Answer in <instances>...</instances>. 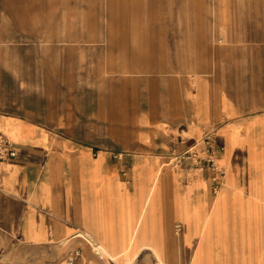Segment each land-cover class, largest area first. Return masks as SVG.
Returning a JSON list of instances; mask_svg holds the SVG:
<instances>
[{"label":"crops","instance_id":"crops-1","mask_svg":"<svg viewBox=\"0 0 264 264\" xmlns=\"http://www.w3.org/2000/svg\"><path fill=\"white\" fill-rule=\"evenodd\" d=\"M26 10L0 0V134L16 151L0 163V264L76 249L77 264H264V0H214V12L252 13L261 31L238 32L191 77L136 73L129 99L120 84L92 111L43 89V76L70 73L26 46ZM206 130L216 192L214 169L172 155Z\"/></svg>","mask_w":264,"mask_h":264},{"label":"rangeland","instance_id":"rangeland-1","mask_svg":"<svg viewBox=\"0 0 264 264\" xmlns=\"http://www.w3.org/2000/svg\"><path fill=\"white\" fill-rule=\"evenodd\" d=\"M25 4L27 27L21 32L26 46L42 51L44 68L70 73L43 76V89L73 93V99L91 111L98 107L99 92L109 99L120 84L129 99L127 91L136 73L142 77L147 70L153 74L167 70L191 77L210 62L217 47L233 43L244 31H261L253 27L252 13L214 12V0H25ZM231 20L250 25H229Z\"/></svg>","mask_w":264,"mask_h":264},{"label":"built area","instance_id":"built-area-1","mask_svg":"<svg viewBox=\"0 0 264 264\" xmlns=\"http://www.w3.org/2000/svg\"><path fill=\"white\" fill-rule=\"evenodd\" d=\"M178 141V140H177ZM173 141L174 143L177 142ZM217 149L214 142V132L212 130L204 131L203 135L195 139L190 145L183 150H173V161L176 165H183L184 162L189 163L191 167H210L214 169L210 176L213 182L212 192L218 190V183L221 178V170L217 165ZM221 149V147H219ZM16 156L15 149L11 146L6 137L0 134V163ZM90 250L96 255L98 259L104 258L100 245L96 243L93 238L87 233H80ZM81 253L79 249L69 253L63 260L51 264H77V260L80 259Z\"/></svg>","mask_w":264,"mask_h":264}]
</instances>
